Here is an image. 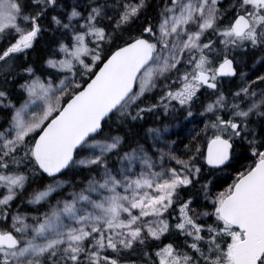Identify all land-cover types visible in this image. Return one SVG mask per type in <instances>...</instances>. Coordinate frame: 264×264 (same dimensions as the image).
I'll list each match as a JSON object with an SVG mask.
<instances>
[{
	"label": "snow or ice",
	"instance_id": "obj_1",
	"mask_svg": "<svg viewBox=\"0 0 264 264\" xmlns=\"http://www.w3.org/2000/svg\"><path fill=\"white\" fill-rule=\"evenodd\" d=\"M0 264H264V0H0Z\"/></svg>",
	"mask_w": 264,
	"mask_h": 264
},
{
	"label": "trees",
	"instance_id": "obj_2",
	"mask_svg": "<svg viewBox=\"0 0 264 264\" xmlns=\"http://www.w3.org/2000/svg\"><path fill=\"white\" fill-rule=\"evenodd\" d=\"M230 182V181H229Z\"/></svg>",
	"mask_w": 264,
	"mask_h": 264
}]
</instances>
